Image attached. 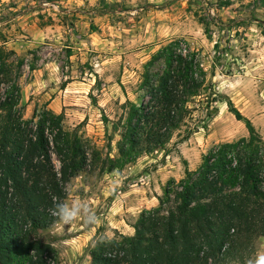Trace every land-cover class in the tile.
Listing matches in <instances>:
<instances>
[{
  "label": "rangeland",
  "instance_id": "obj_1",
  "mask_svg": "<svg viewBox=\"0 0 264 264\" xmlns=\"http://www.w3.org/2000/svg\"><path fill=\"white\" fill-rule=\"evenodd\" d=\"M172 39L200 53L215 92L231 100L264 140V9L257 0H0V46L15 52L11 61L24 60L18 80L23 117L49 109L62 84L69 83L65 105L57 103L54 112L64 114L66 131L80 124L78 134L101 161L116 157L119 141L102 115L114 122L125 98L139 103L143 64ZM197 106L189 124L193 132H175L163 150L111 172L100 171V161L70 181L65 203H86L97 222L57 221L40 232L60 264H90L94 239L133 234L138 214L151 209H144L142 197L162 195L168 180L195 170L213 146L247 137L223 102L211 113ZM261 252L264 237L253 239L228 264H248Z\"/></svg>",
  "mask_w": 264,
  "mask_h": 264
},
{
  "label": "trees",
  "instance_id": "obj_2",
  "mask_svg": "<svg viewBox=\"0 0 264 264\" xmlns=\"http://www.w3.org/2000/svg\"><path fill=\"white\" fill-rule=\"evenodd\" d=\"M257 1L264 9V0ZM213 47L217 52L218 43ZM15 55L0 46V264H60L40 232L57 222L49 210L65 203L70 181L101 160L78 134L80 124L64 129L62 112L45 106L23 117L18 80L24 60L11 61ZM142 69L140 102L126 100L114 122L102 115L119 141L116 157H105L100 171L121 170L163 150L182 128L193 132L196 105L211 113L223 102L248 135L213 146L195 170L168 180L158 206L138 214L132 235L117 233L105 239L110 243L94 239L90 264H228L264 237V140L231 100L215 92L200 53L186 42L167 41Z\"/></svg>",
  "mask_w": 264,
  "mask_h": 264
},
{
  "label": "clouds",
  "instance_id": "obj_3",
  "mask_svg": "<svg viewBox=\"0 0 264 264\" xmlns=\"http://www.w3.org/2000/svg\"><path fill=\"white\" fill-rule=\"evenodd\" d=\"M58 222L68 226L77 220H83L87 224H94L97 222L95 213L90 209L86 203L74 201L71 204L54 202L53 207L49 210ZM102 243H110L111 240L102 238ZM248 264H264V252L258 253L255 260L248 261Z\"/></svg>",
  "mask_w": 264,
  "mask_h": 264
},
{
  "label": "crops",
  "instance_id": "obj_4",
  "mask_svg": "<svg viewBox=\"0 0 264 264\" xmlns=\"http://www.w3.org/2000/svg\"><path fill=\"white\" fill-rule=\"evenodd\" d=\"M65 13H69V11H65ZM34 71V70H33ZM80 84H82V85H86V84H84L83 82H80ZM93 85V83H91L90 84V86H88V89H86V91H85V93H86V95H87V93L90 91V89H91V86ZM68 86H69V83H65V85L62 87V89H60L59 90V92H58V96H55L53 99H52V101L49 103V109H51L53 112H54V110H56V107L58 106V104H60V106H64L65 105V99H66V97H67V93L69 92L68 91ZM138 92H140V91H138ZM141 93V92H140ZM137 95H139V93H136ZM141 97V96H140ZM126 100H129V101H131V99L129 98V97H127V98H125V100H124V102L126 101ZM131 102H133V101H131ZM140 102V101H139ZM58 103V104H57ZM134 103H135V101H134ZM54 113H56V112H54ZM61 113V112H60ZM56 114H59V113H56ZM180 149V153H181V155H183V153H184V151H186L183 147L181 148H179ZM186 153V152H185ZM183 157V159H185L184 157L185 156H182ZM154 193L155 194H153V195H151V196H147V195H145V197H142L141 198V201L144 203V209H147V208H154V207H156L157 206V197L160 195V193H158V192H156V191H154ZM132 228V227H131ZM121 234V233H120ZM128 234H130V233H128Z\"/></svg>",
  "mask_w": 264,
  "mask_h": 264
}]
</instances>
